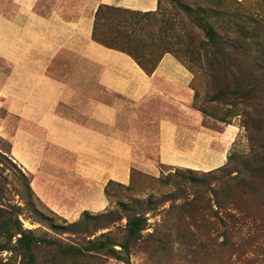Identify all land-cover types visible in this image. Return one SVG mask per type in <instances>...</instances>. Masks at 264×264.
I'll list each match as a JSON object with an SVG mask.
<instances>
[{
    "label": "crops",
    "instance_id": "crops-1",
    "mask_svg": "<svg viewBox=\"0 0 264 264\" xmlns=\"http://www.w3.org/2000/svg\"><path fill=\"white\" fill-rule=\"evenodd\" d=\"M100 6L147 13L158 0H0V139L33 196L69 222L104 211L108 184L155 161L225 162L199 131L192 73L164 54L148 75L95 42Z\"/></svg>",
    "mask_w": 264,
    "mask_h": 264
},
{
    "label": "rangeland",
    "instance_id": "rangeland-1",
    "mask_svg": "<svg viewBox=\"0 0 264 264\" xmlns=\"http://www.w3.org/2000/svg\"><path fill=\"white\" fill-rule=\"evenodd\" d=\"M219 9L216 0H159L155 19L140 12L103 9L97 31L107 41L132 50L159 37L188 65L189 52L203 46L205 39L187 13H213L214 22ZM222 10L252 19L250 26L264 39V0H225ZM116 13L126 18L127 32L117 44L110 36L116 34ZM138 25H143L139 36L134 31ZM192 72L193 105L201 114L199 131L209 135L208 148H223L219 163L225 156L221 165L225 170L207 175L217 168L206 169L203 160L190 163L192 168L155 161L153 173L134 170L127 185H107L104 211L83 212L69 222L30 193L27 176L0 139V264H264V85L251 94L259 105L248 109L235 104L233 95L212 101L200 72L193 68ZM250 74L260 85L264 76L257 71ZM222 115L225 122L217 119ZM151 129L156 132L155 125ZM229 131L234 132L232 137ZM188 170L193 174L183 172ZM127 217L142 222L132 237ZM21 232L37 241L29 252L16 244ZM98 239L113 244L117 256H103L106 250L77 259L63 255L69 245L89 247Z\"/></svg>",
    "mask_w": 264,
    "mask_h": 264
},
{
    "label": "trees",
    "instance_id": "trees-1",
    "mask_svg": "<svg viewBox=\"0 0 264 264\" xmlns=\"http://www.w3.org/2000/svg\"><path fill=\"white\" fill-rule=\"evenodd\" d=\"M216 4L221 9L215 13L217 19H215L214 22L211 20L213 13H187L189 20L193 25L199 28L205 39L203 46L197 48L198 50L196 49L195 51L189 52L188 65L176 58L173 52L169 50L168 45L161 41L159 37L150 38L140 45L134 46L133 49H135L132 50L131 47L127 49L115 45L112 41H107L108 39L103 38L102 34H98L97 23L101 10L107 9L117 12H126L128 10L100 6L94 16L92 38L100 45L127 54L148 75L153 73L156 65L164 54H171L192 73L193 77L192 68L200 72L204 82L206 81L205 92L208 94L211 93L212 101H219L221 98L233 95L236 101L235 104H241L245 108L254 109L255 106L259 104L256 103V97L251 96V94L255 92L256 88H259L258 86L264 85V78H261V84L257 85L255 82L257 76H252L250 72L257 71L261 76H264V39L258 35L256 28L250 26L254 24L252 19L240 13L230 14L224 12L222 8H225V0H216ZM135 15H138V13H135ZM144 15L149 16V19H155L157 14L148 12L144 13ZM115 22L117 26L116 34L114 37L113 35L110 36H112V39H114L117 44L120 42V39H122L123 34L127 33L123 30L126 18L121 16L120 13H116ZM137 23L138 21H136V24ZM136 28L134 31H136L139 36L140 33L138 30L142 29L143 25H138ZM144 58H148V60L143 62L142 60ZM250 67H253L254 70H251ZM247 81L252 83L248 84ZM195 96L194 93V98ZM201 112L207 115V112L203 108H201ZM217 119L220 122H225L226 116L222 115L217 117ZM231 159V157L228 158L226 165L231 162ZM224 170L225 165L205 174L210 175L209 173H211L212 175L213 173L223 172ZM183 172L189 175L193 174L190 170ZM27 188L30 191L28 187V178ZM217 209H223V205H217ZM141 224L142 222L140 223L139 219L127 217L126 229L128 235L132 237L136 232L140 231ZM18 234H20V237L16 240V244L29 252L37 241L32 237H27L24 232ZM103 237V235L100 236V238ZM48 244L58 247L56 242H49ZM113 247V244L98 239L97 243H92L89 247L81 248L69 245L65 247L62 252L65 256L77 259L91 256L90 253H96L98 250H106L103 256L116 257V251ZM120 248L123 251L127 250L126 245H121Z\"/></svg>",
    "mask_w": 264,
    "mask_h": 264
}]
</instances>
